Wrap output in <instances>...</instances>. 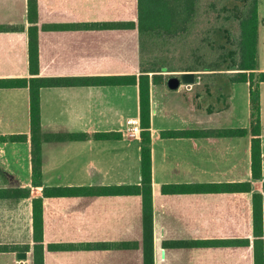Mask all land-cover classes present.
<instances>
[{
	"label": "crops",
	"instance_id": "0c3cea01",
	"mask_svg": "<svg viewBox=\"0 0 264 264\" xmlns=\"http://www.w3.org/2000/svg\"><path fill=\"white\" fill-rule=\"evenodd\" d=\"M263 2L258 0L256 73L264 72ZM135 8L136 0H36L30 9L28 0H0V79L31 76L30 10L35 13L39 48L36 76L138 75V69H124L122 33L91 29L92 23L134 19ZM249 90L248 82L231 83L222 106L215 108L211 86L196 82L172 89L166 82L150 83L153 264H254L255 192L262 199L264 264V81L258 86L259 178L252 177L250 133L212 132L249 130ZM206 99L212 104L205 106ZM39 111L42 176L41 185H32L29 88L0 87V137L27 135L22 142L0 140V246H10L0 250V264H33V198L43 200L44 264H104L107 259L110 264H143L140 195H43L45 187L96 191L140 184V132H126L128 119L139 121L138 85L42 86ZM166 130L183 133L163 136ZM96 132L115 135L95 138ZM69 133L88 136L45 137ZM245 182L250 183L249 191L207 190L215 184ZM26 188L29 197L13 196ZM205 240L213 244L205 246ZM56 244L67 247H48ZM20 251L25 258H18Z\"/></svg>",
	"mask_w": 264,
	"mask_h": 264
},
{
	"label": "trees",
	"instance_id": "16d2710c",
	"mask_svg": "<svg viewBox=\"0 0 264 264\" xmlns=\"http://www.w3.org/2000/svg\"><path fill=\"white\" fill-rule=\"evenodd\" d=\"M36 0H28L29 9ZM198 0H136L134 19L118 22L92 23V30L107 32L115 31L118 36L133 34L138 51V75L136 73L123 75H95L85 77H38L39 48L36 37L37 27L32 10L28 13L31 23L28 28V52L30 77L1 78L0 87H28L30 111V140H31V181L32 185H41V128L39 111V88L42 86L63 85H138L139 88V124L141 139V182L140 184H124L103 186L99 189L85 187H45L43 195L48 196H76L87 193L100 195H140L142 199L143 222V264H153L152 248V204H151V157H150V83H165L167 71H194L201 79L217 75L227 76L229 83L248 82L250 86V115L249 130L244 127L215 129L216 136H251V167L252 177L261 175V125L259 119V91L260 81H264V72L256 73L257 42H258V0H215L209 2L210 10L216 12L227 24L212 26L202 38L203 45L190 50L192 58L186 60L183 66L171 68L164 62L152 61L149 66L143 63L145 52L155 51L170 45V40L187 34L190 21L196 15ZM218 5V6H217ZM237 21L239 36L236 42L232 39L230 23ZM109 39V38H108ZM110 40V39H109ZM202 47H207L204 52ZM199 52V53H198ZM201 52V53H200ZM210 55H207V54ZM216 55V56H215ZM158 64V65H157ZM228 71V72H227ZM211 132V131H210ZM183 133L178 130L162 131L163 136H177ZM206 133H208L206 131ZM111 132H96L95 138L111 137ZM86 133L52 134L45 137L55 139H83ZM27 139L26 134H10L1 136L2 141L22 142ZM215 191H249L250 183L215 184L207 186V190ZM30 189L15 190L13 196L29 197ZM253 201V232H254V264H263L262 250V199L261 193L252 194ZM42 198L32 199V260L33 264H44L43 252V217ZM205 246L213 244V240H205ZM104 245V244H103ZM102 245V246H103ZM105 246V245H104ZM10 248V246H0ZM49 248L64 249L66 245H50ZM28 250V246L24 247Z\"/></svg>",
	"mask_w": 264,
	"mask_h": 264
},
{
	"label": "rangeland",
	"instance_id": "374dc122",
	"mask_svg": "<svg viewBox=\"0 0 264 264\" xmlns=\"http://www.w3.org/2000/svg\"><path fill=\"white\" fill-rule=\"evenodd\" d=\"M210 1L213 0H198L197 12L193 19L190 21L189 32L181 37L171 39L169 42L170 45H167L162 49L157 48L155 51H149V53L145 52L143 55V64L145 66H149L150 62L157 61L159 63L164 62L171 68H178L180 66H183L186 63L187 59L192 58L193 55L190 54L191 48L204 44L202 38L206 35L207 30L209 31L212 26H220L223 23L227 24L221 17H217L216 12L210 10ZM215 2H220V0H215ZM124 15L130 16L132 14L125 13ZM228 26L230 27L232 39L236 42L239 36L238 22L234 21ZM122 40L124 49V69L125 71L136 70L138 68V51L135 36L133 34L123 35ZM206 48L207 47H202V51L204 52ZM207 55L210 54L208 53ZM179 73V71H167L163 74H166L164 76H166L167 78L168 76H178ZM198 84L202 86L213 87V95H215V108L222 106L221 98L223 95H227L225 94V92L231 85V83L228 82L227 76L225 75H217L213 80L210 77H202V79L200 78ZM211 101L209 99H206L205 106L207 104H212ZM107 261L108 259L106 260V263L104 262V264H110V262ZM210 263L212 264V262L204 260L203 264Z\"/></svg>",
	"mask_w": 264,
	"mask_h": 264
},
{
	"label": "water",
	"instance_id": "95a60500",
	"mask_svg": "<svg viewBox=\"0 0 264 264\" xmlns=\"http://www.w3.org/2000/svg\"><path fill=\"white\" fill-rule=\"evenodd\" d=\"M200 78L194 71H183L178 76H169L166 80V84L170 88H177L180 84H193L199 82ZM18 258H25L26 253L23 251L17 252Z\"/></svg>",
	"mask_w": 264,
	"mask_h": 264
},
{
	"label": "built area",
	"instance_id": "2783aa9c",
	"mask_svg": "<svg viewBox=\"0 0 264 264\" xmlns=\"http://www.w3.org/2000/svg\"><path fill=\"white\" fill-rule=\"evenodd\" d=\"M126 132L130 136H134L140 132V124L136 119H128L126 121Z\"/></svg>",
	"mask_w": 264,
	"mask_h": 264
}]
</instances>
